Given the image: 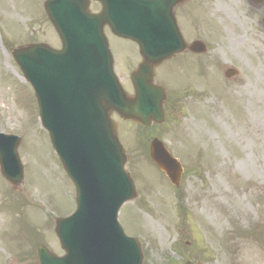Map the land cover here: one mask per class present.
Returning <instances> with one entry per match:
<instances>
[{
	"label": "rangeland",
	"instance_id": "1",
	"mask_svg": "<svg viewBox=\"0 0 264 264\" xmlns=\"http://www.w3.org/2000/svg\"><path fill=\"white\" fill-rule=\"evenodd\" d=\"M45 1L0 0V133L21 138L24 170L19 192L11 194L0 172V264H38V243L61 255L54 220L76 208L75 188L11 55L31 44L60 47ZM186 3L179 24L208 53L177 56L157 70L156 81L169 94L162 127L148 131L114 117L139 193L119 220L141 240L143 264H264V26L257 23L264 7L250 13L245 0ZM107 34L116 73L133 94L138 49ZM228 67L239 76L225 79ZM155 137L186 170L179 188L149 161L147 142Z\"/></svg>",
	"mask_w": 264,
	"mask_h": 264
},
{
	"label": "water",
	"instance_id": "2",
	"mask_svg": "<svg viewBox=\"0 0 264 264\" xmlns=\"http://www.w3.org/2000/svg\"><path fill=\"white\" fill-rule=\"evenodd\" d=\"M90 13V0H48L46 13L63 43V51L31 45L12 51L39 100L43 126L77 190L76 213L58 220L56 233L66 252L56 258L39 248L41 264H142L141 245L128 239L117 222L122 205L137 194L126 173L125 151L111 116L144 126L164 122V89L154 85L155 68L187 45L174 8L184 0H125ZM264 3V0H251ZM140 47L143 63L132 74L136 96L130 98L114 74L104 27ZM206 51L201 42L189 47ZM0 165L14 186L23 181L17 148L20 140L0 135ZM2 143V144H3ZM153 162L178 186L181 165L164 145L151 144ZM192 264V263H187Z\"/></svg>",
	"mask_w": 264,
	"mask_h": 264
},
{
	"label": "flooded vegetation",
	"instance_id": "3",
	"mask_svg": "<svg viewBox=\"0 0 264 264\" xmlns=\"http://www.w3.org/2000/svg\"><path fill=\"white\" fill-rule=\"evenodd\" d=\"M187 4H189V3H183L182 5H180L179 7H178V9H177V15H178V18H179V20L180 19H182L183 17V13H184V8H185V5H187ZM195 4V3H194ZM245 5L248 7V11L250 12V13H252V11H255L256 9H258L259 8V6H257L258 5V3H245ZM254 17V15L253 14H251L250 15V17ZM264 16H262L261 18H260V21L258 20L257 21V23L261 26V22H262V18H263Z\"/></svg>",
	"mask_w": 264,
	"mask_h": 264
}]
</instances>
